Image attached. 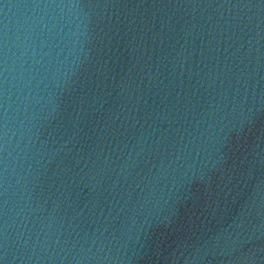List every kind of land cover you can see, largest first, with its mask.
<instances>
[{
	"label": "water",
	"instance_id": "1",
	"mask_svg": "<svg viewBox=\"0 0 264 264\" xmlns=\"http://www.w3.org/2000/svg\"><path fill=\"white\" fill-rule=\"evenodd\" d=\"M0 264H264V0H0Z\"/></svg>",
	"mask_w": 264,
	"mask_h": 264
}]
</instances>
